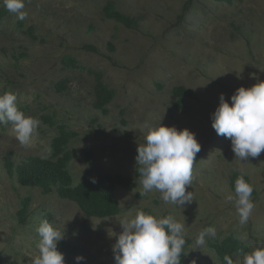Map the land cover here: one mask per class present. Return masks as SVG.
<instances>
[{
  "label": "rangeland",
  "instance_id": "374dc122",
  "mask_svg": "<svg viewBox=\"0 0 264 264\" xmlns=\"http://www.w3.org/2000/svg\"><path fill=\"white\" fill-rule=\"evenodd\" d=\"M23 2L27 15L19 20L0 0V95L15 94L18 109L40 123L26 145L10 123L0 124V260L31 264L38 255L36 229L47 220L73 249L61 252L65 263L112 264L121 223L137 211L183 223L181 254L191 264H225L212 244L229 251L233 264L264 247V152L236 158L230 140L217 135L210 121L221 93L231 103L238 87L264 80V0ZM107 4L135 19L137 27L108 18ZM97 76L113 92L100 109L94 106ZM178 86L194 96H175ZM159 122L188 129L201 146L186 186L190 204L165 203L159 191L144 192L140 185L137 146ZM59 127L69 133L60 154L68 157V187L86 174L113 177L115 215L86 216L75 201L60 196L58 186L45 193L18 180L22 162L51 156ZM234 173L246 176L254 189L255 207L245 224L234 202L226 200L235 196ZM23 200L27 210L21 223ZM209 226L215 235L198 246L196 239ZM76 256L84 260L77 262Z\"/></svg>",
  "mask_w": 264,
  "mask_h": 264
},
{
  "label": "clouds",
  "instance_id": "9594fccd",
  "mask_svg": "<svg viewBox=\"0 0 264 264\" xmlns=\"http://www.w3.org/2000/svg\"><path fill=\"white\" fill-rule=\"evenodd\" d=\"M3 3L17 19L26 18L23 0H3ZM16 100V95L11 92L0 95V124L10 123L16 139L26 145L40 122L25 116L18 109ZM229 100L231 103L225 100L223 93L219 95V103L210 114L211 127L217 135L230 140L236 158H256L264 152V80L249 88L238 87ZM200 150L195 134L186 128L177 130L161 122L159 126L150 127L145 142L137 146L135 157L140 166L139 182L143 191L155 189L161 193L163 202L176 207L190 204L193 197L191 192H186V186L192 183L193 166ZM234 190L235 196L229 195L226 200L234 202L239 222L245 224L255 207L251 198L254 189L239 176L234 182ZM121 225L123 230L112 247L115 264H180L185 245L183 223L172 216L157 218L137 211ZM36 232L40 238L38 255L31 259V264H65L63 254L57 250L63 234L47 220L38 225ZM208 235H215L211 226L199 234L196 244H204ZM75 260L80 262L84 257L76 256ZM224 261L233 264L227 255ZM243 264H264V247L244 253Z\"/></svg>",
  "mask_w": 264,
  "mask_h": 264
},
{
  "label": "trees",
  "instance_id": "16d2710c",
  "mask_svg": "<svg viewBox=\"0 0 264 264\" xmlns=\"http://www.w3.org/2000/svg\"><path fill=\"white\" fill-rule=\"evenodd\" d=\"M104 13L108 18H112L126 27H137V21L135 19L122 14L111 4H107L105 6ZM84 48L95 50L93 46L89 45L84 46ZM57 86L59 87V91L63 89L62 83H58ZM172 92L179 98L194 96L191 89H186L183 86L174 87ZM95 95L96 100L94 102V106L99 109L104 108L113 96V92L107 89V87L100 80L99 76L96 78ZM68 139L69 133H67L63 127H59L57 136L52 138L51 156L48 158L32 156L22 162L16 170L18 180L25 186L40 187L45 193L50 192L52 187L58 186L57 190L59 191L60 196L75 201L86 216L104 218L115 215L117 213V204L111 192V188L114 185L113 177L92 176L90 174H86L76 187H68L70 178L65 166L68 157L66 155L60 156L63 152L62 148L67 143ZM6 166L7 170L11 173L13 171L12 165L8 162ZM239 176H242L245 181L249 183L246 176H243L240 173H234L231 178V186L233 189L234 182ZM93 180L95 182H93ZM123 180L130 181V178ZM123 180L119 179V182ZM26 210L27 200H23L21 209L18 212L19 222L21 223L25 221ZM212 246L215 248L216 252L223 261L226 255L232 258L231 253L226 251L223 246L217 244H212ZM57 250L67 254H71L73 252V249L70 248L63 239L57 243ZM0 264L4 263L0 260ZM112 264H115V262ZM180 264L191 263L181 254Z\"/></svg>",
  "mask_w": 264,
  "mask_h": 264
}]
</instances>
